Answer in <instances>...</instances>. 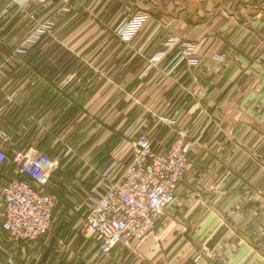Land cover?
<instances>
[{"label": "crops", "instance_id": "1", "mask_svg": "<svg viewBox=\"0 0 264 264\" xmlns=\"http://www.w3.org/2000/svg\"><path fill=\"white\" fill-rule=\"evenodd\" d=\"M35 5L0 0V74L9 75L1 89L18 88L14 98L40 123L24 134L4 126L9 136L84 123L75 134L88 143L73 157L87 172L71 177L82 191L101 185L112 162L109 178L118 177L129 128L157 150L176 138L191 148L176 200L147 238L102 257L80 228L50 227L38 241L3 235V264H264V0H49L46 15L61 14L59 39L17 50ZM137 11L148 19L123 40L115 28ZM182 42L195 46V63L178 56Z\"/></svg>", "mask_w": 264, "mask_h": 264}, {"label": "built area", "instance_id": "2", "mask_svg": "<svg viewBox=\"0 0 264 264\" xmlns=\"http://www.w3.org/2000/svg\"><path fill=\"white\" fill-rule=\"evenodd\" d=\"M146 20L147 14L135 13L119 26L117 35L132 39ZM192 48L185 47L183 53L193 52ZM132 133L130 129L125 134L131 138V153L118 177L109 178L116 168L112 162L102 173V189L85 201V231L97 242L96 252L102 257L110 256L116 243L129 245L153 233L174 203L189 164L190 141L178 138L157 150L148 136L132 138ZM10 138L0 126L2 227L15 239L31 241L46 235L53 221L57 196L51 181L57 160L34 147L10 146Z\"/></svg>", "mask_w": 264, "mask_h": 264}, {"label": "rangeland", "instance_id": "3", "mask_svg": "<svg viewBox=\"0 0 264 264\" xmlns=\"http://www.w3.org/2000/svg\"><path fill=\"white\" fill-rule=\"evenodd\" d=\"M44 6L46 7V5H35L34 9L32 8L27 13L26 22H25L27 23L26 24L27 35L25 40L22 42V44L18 45L17 50H22V49L34 50L35 45L38 46V49H48L54 43L52 42L53 40L57 41L59 39V36L57 37V31H58L59 23H61L62 19L58 18L59 17L58 15L61 14H57L58 11H55L54 14L52 13L51 15L47 16L46 15L47 12L46 13L44 12L45 9ZM138 12H143V11H137L135 13ZM42 13L45 15H43L44 18L41 20L39 19V17L41 16ZM143 13L147 14V19H148V13L146 12ZM127 19H125L124 21H126ZM119 26L115 28L116 34ZM188 46L193 47L192 50L194 53L193 52L187 54L183 53V49ZM179 51L180 52L178 56L180 55L181 57L187 56L190 59L192 56L198 57L197 54L195 53V46L189 42H182ZM195 62L196 61H192V63ZM6 76L8 77L9 75L0 74V126L2 127L8 126L16 130L18 133L24 134L28 130L27 127L28 122L33 126L35 124L37 125L40 123L39 122L37 123L35 121L37 117L36 114H34L32 111H29L28 109L29 106H26L20 97L17 99L14 98L13 96L14 94L12 93L14 91H18L19 90L18 88L12 91H9L10 89L9 90L4 88L1 89L3 87V85L1 84L3 83V80L4 78H6ZM32 92H35V89L28 88L27 96L24 97H32L31 95ZM11 99H13V101ZM43 124L45 128L44 132L49 130V134L47 137L26 139L24 136L16 137V138L10 136L11 138L9 139V144L10 146H13L15 143H17L18 146L23 144V146L27 148L34 147L35 149L43 151L48 155H50L51 158L57 160V166L55 168V172L53 173L52 181H51V190L57 196V203H56L55 211L53 213V221L51 224V228L53 229L55 227L63 226L70 228L75 227V229L80 228L81 231L85 230L86 197L83 191L90 192L94 188L96 190H100L102 189V184L99 186H95L92 184H88L87 182H84L85 184L81 186V188L83 189L82 191L78 186L73 185L72 182L73 178L71 177L75 176L77 172L81 175H84L87 172L82 166L75 167V157H73V155H76V157L78 158L81 155V153H77V152L81 151V149L84 146H87L88 143L85 138L78 137L75 134L77 127L78 126L80 127L84 123H79L80 125L72 124L71 125L72 129L67 132L66 131L61 132V129L64 128L67 125V123H65L66 125L64 123L60 125H55L53 123H43ZM51 124L53 125L50 126ZM130 129L131 128H129L128 131H130ZM81 130H83V128ZM104 137H102V139L101 138L98 139L96 143L97 148L99 149L103 148V146L105 145L107 138ZM8 152L10 153L11 151L8 149ZM56 186L57 187L59 186L61 190L58 189ZM0 213L2 214V222H3L4 217L1 206H0ZM2 222H1V230H0L1 232L0 239L3 238V235L4 236L9 235L13 240L23 241L12 237L2 227ZM43 237L31 241H38ZM0 244H2V242H0ZM3 263H4V252L2 249H0V264Z\"/></svg>", "mask_w": 264, "mask_h": 264}, {"label": "trees", "instance_id": "4", "mask_svg": "<svg viewBox=\"0 0 264 264\" xmlns=\"http://www.w3.org/2000/svg\"><path fill=\"white\" fill-rule=\"evenodd\" d=\"M35 48H34V50H36L37 48H38V46L37 45H35L34 46ZM26 139H28L27 137H25ZM50 156V155H49ZM51 157V156H50Z\"/></svg>", "mask_w": 264, "mask_h": 264}]
</instances>
